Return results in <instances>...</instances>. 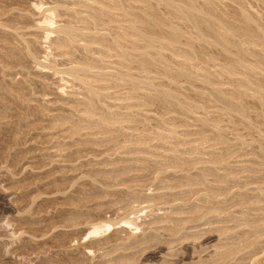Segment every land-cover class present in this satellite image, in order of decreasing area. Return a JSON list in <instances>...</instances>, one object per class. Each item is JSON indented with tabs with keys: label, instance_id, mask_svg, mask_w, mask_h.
Instances as JSON below:
<instances>
[{
	"label": "rangeland",
	"instance_id": "rangeland-1",
	"mask_svg": "<svg viewBox=\"0 0 264 264\" xmlns=\"http://www.w3.org/2000/svg\"><path fill=\"white\" fill-rule=\"evenodd\" d=\"M0 264H264V0H0Z\"/></svg>",
	"mask_w": 264,
	"mask_h": 264
}]
</instances>
